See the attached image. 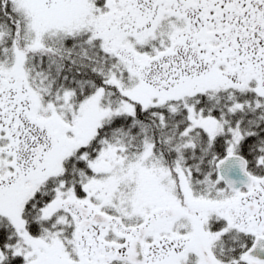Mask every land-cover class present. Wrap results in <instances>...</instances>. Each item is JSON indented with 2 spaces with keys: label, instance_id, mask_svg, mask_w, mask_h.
I'll return each instance as SVG.
<instances>
[{
  "label": "snow or ice",
  "instance_id": "6c2138e0",
  "mask_svg": "<svg viewBox=\"0 0 264 264\" xmlns=\"http://www.w3.org/2000/svg\"><path fill=\"white\" fill-rule=\"evenodd\" d=\"M0 264H264V0H0Z\"/></svg>",
  "mask_w": 264,
  "mask_h": 264
}]
</instances>
